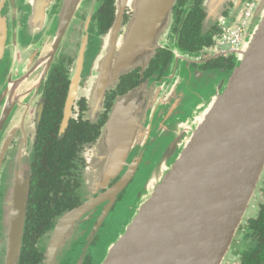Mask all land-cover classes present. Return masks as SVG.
<instances>
[{
    "label": "water",
    "instance_id": "95a60500",
    "mask_svg": "<svg viewBox=\"0 0 264 264\" xmlns=\"http://www.w3.org/2000/svg\"><path fill=\"white\" fill-rule=\"evenodd\" d=\"M34 1L33 22L42 21L53 0ZM176 1L115 0L114 20L83 90L91 106L122 75L146 67L164 46ZM224 1L212 0L210 18ZM74 2L66 1L56 35L63 33ZM173 52L175 61L161 79L152 76L114 99L87 158L86 198L57 219L43 264H53L58 246L77 223L94 219V232L107 224L116 195L143 170L144 191L136 194L134 213L106 244L98 264L223 262L264 171V0L252 11L231 75H192L186 63H177L178 50ZM10 189L5 263L18 264L28 184L16 179ZM106 233L104 226L100 240Z\"/></svg>",
    "mask_w": 264,
    "mask_h": 264
},
{
    "label": "flooded vegetation",
    "instance_id": "af4514ba",
    "mask_svg": "<svg viewBox=\"0 0 264 264\" xmlns=\"http://www.w3.org/2000/svg\"><path fill=\"white\" fill-rule=\"evenodd\" d=\"M66 1H50L43 20L33 22L34 0H0V264H6L5 225L10 188L16 179L28 184L18 264H22V251L28 243L24 241L28 223L33 225L28 232L35 241L36 264H43L57 219L86 198L87 158L114 99L152 76L161 79L175 61V48L177 63H186L192 75L194 71L231 75L236 60L231 38L255 0H225L213 18L209 16L212 0H177L164 46L146 67L122 75L94 107L83 90L89 86L103 38L114 20L115 0H75L58 36ZM128 18L125 12L123 22ZM75 79L78 87L74 89ZM260 183L222 264H264V178ZM128 184L116 195L109 214L123 199ZM105 203L96 206V211ZM94 224L91 218L77 223L58 246L53 264H95L92 254L106 221L95 232Z\"/></svg>",
    "mask_w": 264,
    "mask_h": 264
},
{
    "label": "rangeland",
    "instance_id": "374dc122",
    "mask_svg": "<svg viewBox=\"0 0 264 264\" xmlns=\"http://www.w3.org/2000/svg\"><path fill=\"white\" fill-rule=\"evenodd\" d=\"M146 173V172H145ZM264 178V171L260 179ZM145 180L144 170L141 172L138 179L128 184L126 187V193L123 196V199L119 201L118 205L112 210L113 219L107 221L105 224L106 228V237L98 242L96 247H98L95 252H93V258L95 264H98L101 258L104 256L106 251V244L109 241L116 239L118 234L122 231L123 226L128 222L130 217L134 213V207L137 204V193L139 191L143 192V182ZM262 183V182H261ZM260 180L258 185L261 184ZM222 264V263H221Z\"/></svg>",
    "mask_w": 264,
    "mask_h": 264
},
{
    "label": "trees",
    "instance_id": "16d2710c",
    "mask_svg": "<svg viewBox=\"0 0 264 264\" xmlns=\"http://www.w3.org/2000/svg\"><path fill=\"white\" fill-rule=\"evenodd\" d=\"M32 224H27L26 225V234L24 235V241H27L28 243L26 244V247L23 248L22 251V257L24 256V259L22 260V264H36V258L35 254L38 253L36 252L35 246H34V240H30L32 238L31 234L28 232L29 230H32Z\"/></svg>",
    "mask_w": 264,
    "mask_h": 264
},
{
    "label": "built area",
    "instance_id": "2783aa9c",
    "mask_svg": "<svg viewBox=\"0 0 264 264\" xmlns=\"http://www.w3.org/2000/svg\"><path fill=\"white\" fill-rule=\"evenodd\" d=\"M258 1L259 0H255L248 6V8L246 9V11L243 14V18H242V21H241L240 28L236 29L233 32V37L231 38V41H233L232 45L234 47H236V48L243 41V38H244V35H245V31H243V28L247 27L249 18H250L251 14H252V11H253V9H254V7H255V5L257 4Z\"/></svg>",
    "mask_w": 264,
    "mask_h": 264
}]
</instances>
